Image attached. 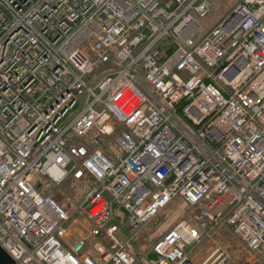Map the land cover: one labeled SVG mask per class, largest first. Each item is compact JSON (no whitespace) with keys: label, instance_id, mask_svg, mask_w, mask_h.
I'll list each match as a JSON object with an SVG mask.
<instances>
[{"label":"built area","instance_id":"obj_1","mask_svg":"<svg viewBox=\"0 0 264 264\" xmlns=\"http://www.w3.org/2000/svg\"><path fill=\"white\" fill-rule=\"evenodd\" d=\"M212 1L0 0V246L14 264H196L220 223L264 261V0L206 30ZM36 176L89 187L75 202ZM175 196L187 215L137 246ZM230 263L215 248L199 264Z\"/></svg>","mask_w":264,"mask_h":264},{"label":"rangeland","instance_id":"obj_2","mask_svg":"<svg viewBox=\"0 0 264 264\" xmlns=\"http://www.w3.org/2000/svg\"><path fill=\"white\" fill-rule=\"evenodd\" d=\"M241 0H213L212 5L205 16L199 17L198 21L209 29L216 25L230 10ZM89 185H86L82 180H77L72 176H68L59 184H49L47 188L64 191L75 202L82 199ZM186 208L184 201L175 196L166 206H164L153 218L148 220L139 232L137 246L146 245L150 247L160 236H162L172 225L180 218L186 216ZM119 224L123 227L125 224V216L119 217ZM76 227L84 229V226L77 225ZM127 235L128 232L123 228L118 232V235ZM215 248L222 249L231 256L230 264H248V251L242 241L232 232L229 226L220 223L217 227V232L214 233L212 239H204L197 247L193 249L195 254V263L199 264L210 252ZM259 264H263L260 263Z\"/></svg>","mask_w":264,"mask_h":264},{"label":"crops","instance_id":"obj_3","mask_svg":"<svg viewBox=\"0 0 264 264\" xmlns=\"http://www.w3.org/2000/svg\"><path fill=\"white\" fill-rule=\"evenodd\" d=\"M225 224V223H224ZM226 225V224H225ZM227 226V225H226ZM243 243V242H242ZM244 244V243H243ZM245 246V245H244ZM246 250L248 251V253H249V255H248V261H249V263L248 264H259V262L260 263H263L264 264V261H263V259L259 256V255H257L256 253H254V252H252V251H250V250H248L247 248H246Z\"/></svg>","mask_w":264,"mask_h":264},{"label":"trees","instance_id":"obj_4","mask_svg":"<svg viewBox=\"0 0 264 264\" xmlns=\"http://www.w3.org/2000/svg\"><path fill=\"white\" fill-rule=\"evenodd\" d=\"M34 183L39 190L44 192L47 189L46 186L48 185L49 181L44 179L42 176H36L34 179Z\"/></svg>","mask_w":264,"mask_h":264},{"label":"water","instance_id":"obj_5","mask_svg":"<svg viewBox=\"0 0 264 264\" xmlns=\"http://www.w3.org/2000/svg\"><path fill=\"white\" fill-rule=\"evenodd\" d=\"M0 264H14V260L0 246Z\"/></svg>","mask_w":264,"mask_h":264}]
</instances>
